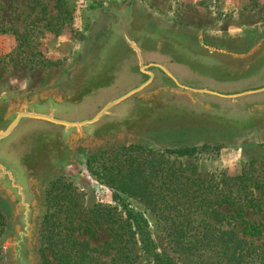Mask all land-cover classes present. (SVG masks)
<instances>
[{"label": "rangeland", "instance_id": "rangeland-1", "mask_svg": "<svg viewBox=\"0 0 264 264\" xmlns=\"http://www.w3.org/2000/svg\"><path fill=\"white\" fill-rule=\"evenodd\" d=\"M124 1L0 0V98L28 94L72 75L86 62L102 25V8ZM136 1L165 25L205 33L234 48L264 26V0ZM183 35L190 40L187 31ZM200 51L199 68L214 78L244 75L263 60L236 51ZM255 81L263 86L264 74ZM234 111L220 108L219 114L211 113L215 117L202 115L199 124L232 121ZM247 111L238 113L242 121ZM188 131L82 149L45 187L36 264H156L136 239L131 255L112 229L141 219L154 244L178 264H198L174 240L192 238L200 220L215 223L217 234L235 233L264 249V130ZM187 146L196 149L180 152ZM134 170L136 178L130 174ZM7 228L8 211L0 201V264H11ZM126 232L125 237L132 236Z\"/></svg>", "mask_w": 264, "mask_h": 264}, {"label": "water", "instance_id": "water-1", "mask_svg": "<svg viewBox=\"0 0 264 264\" xmlns=\"http://www.w3.org/2000/svg\"><path fill=\"white\" fill-rule=\"evenodd\" d=\"M86 66L87 61L69 77L31 93L0 98V201L8 211L5 239L11 264H36L45 187L54 174L78 159L82 149L189 133L192 128L200 133L210 129L232 134L264 130V104L249 107L243 121L235 115L229 122L200 125L193 119H200V113L183 105L171 111L165 101L153 98L135 102V108H128L117 126L106 125L100 119L110 105L124 97L98 114L87 115L84 106L92 89L85 87Z\"/></svg>", "mask_w": 264, "mask_h": 264}, {"label": "flooded vegetation", "instance_id": "flooded-vegetation-1", "mask_svg": "<svg viewBox=\"0 0 264 264\" xmlns=\"http://www.w3.org/2000/svg\"><path fill=\"white\" fill-rule=\"evenodd\" d=\"M138 5L136 0H125L102 8L99 20L102 25L96 30L86 57L85 87L92 89L84 106L87 115L102 112L113 100L122 97L119 102L109 106L108 112L100 119L101 123L117 126L126 110L135 108V102L143 98L163 100L171 111L181 105L189 107L200 113L197 114L200 118L202 115L212 116L211 113L219 114L220 108L224 107L234 108L235 115H238L251 107L252 103L264 104V94L258 97L251 95L252 98L241 97L264 92V85L258 86L255 81L264 74V26L256 34L246 35L242 46L234 48L205 33L165 25ZM184 31L196 40L191 37L186 40ZM197 41L199 47L209 54L229 50L249 53L255 58L263 56V60L244 75L216 79L199 68L202 54L201 48L196 46ZM232 69L242 74V70ZM249 82L248 87L235 89ZM227 86L230 89H226ZM197 88L212 92H201L195 90ZM248 91L250 93L244 94ZM242 99L246 104H240ZM193 119L200 123L202 118ZM111 130L115 132L116 129Z\"/></svg>", "mask_w": 264, "mask_h": 264}, {"label": "trees", "instance_id": "trees-1", "mask_svg": "<svg viewBox=\"0 0 264 264\" xmlns=\"http://www.w3.org/2000/svg\"><path fill=\"white\" fill-rule=\"evenodd\" d=\"M195 149V146H187L180 152L189 153L195 151ZM134 173L135 170L131 171V176H134ZM134 177L136 178V176ZM179 210L185 212L186 207H181ZM194 228L196 232H194L195 234L192 238L189 236V238H186V235H183L182 237H177L174 241L179 247L182 246L180 248L181 251L183 250L184 253L188 252L195 256L199 261L198 264H264V249L248 238L235 235V233L220 232L217 234L216 224L206 220L198 221ZM112 229L119 236V241L126 242L123 246L129 250V253L131 251V255L135 247L133 246V241L136 239V242L142 244L143 248L153 256L156 264H178L177 261L175 262L173 258L166 252H162L154 244L145 220H137L134 223L127 220L123 222V225L118 224ZM126 229L132 234V236H129L130 238L125 237ZM255 231L257 233L260 232L259 228H255ZM137 234L139 236L135 238ZM127 257L130 256L126 255L124 258ZM199 258H205V260H199ZM126 264H129V262Z\"/></svg>", "mask_w": 264, "mask_h": 264}]
</instances>
